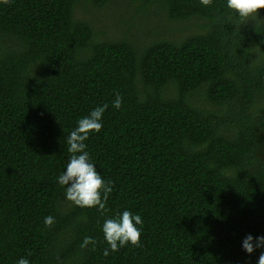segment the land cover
Wrapping results in <instances>:
<instances>
[{
    "label": "trees",
    "instance_id": "1",
    "mask_svg": "<svg viewBox=\"0 0 264 264\" xmlns=\"http://www.w3.org/2000/svg\"><path fill=\"white\" fill-rule=\"evenodd\" d=\"M115 3H136L138 18L156 6L189 32L142 41L154 31L136 35L127 19L113 38L75 17ZM105 104L85 142L112 182L102 214L67 201L58 177L66 137ZM261 156L264 21L240 25L227 0L0 3V264H258L264 248L242 244L264 236ZM126 210L142 217V247L113 252L102 226Z\"/></svg>",
    "mask_w": 264,
    "mask_h": 264
},
{
    "label": "clouds",
    "instance_id": "2",
    "mask_svg": "<svg viewBox=\"0 0 264 264\" xmlns=\"http://www.w3.org/2000/svg\"><path fill=\"white\" fill-rule=\"evenodd\" d=\"M0 3L12 6L14 0H0ZM204 7L213 5V0H200ZM227 8L232 10L238 17L240 25L247 21L262 22L259 10L264 9V0H227ZM108 105L96 107L89 115L80 118L77 126L66 137L68 152L70 157L66 170L59 175L58 183L65 188V198L77 207L92 209L95 208L102 214L107 211L106 204L109 195L112 193V182L105 180L96 166L91 162V157L85 143L93 133H99L103 129L102 117ZM113 107H122V96L117 93ZM44 224L51 228L55 224L53 216L45 217ZM143 225L142 217L134 215L130 211H123L115 218L106 219L102 226L104 239L113 252L129 244L133 247H142L141 228ZM97 241L92 237H84L80 247L87 248L92 245L95 251ZM243 249L251 254L257 248H264V236L256 237L247 235L243 240ZM31 255V253H29ZM104 256L109 255L106 248ZM16 264H29L26 258H20ZM258 264H264V252H261Z\"/></svg>",
    "mask_w": 264,
    "mask_h": 264
},
{
    "label": "rangeland",
    "instance_id": "3",
    "mask_svg": "<svg viewBox=\"0 0 264 264\" xmlns=\"http://www.w3.org/2000/svg\"><path fill=\"white\" fill-rule=\"evenodd\" d=\"M121 1L127 2L129 0ZM119 5L120 3L111 4L102 10H96L89 5H77L75 17L90 21L97 32L102 31L107 37L113 38L123 37L124 31L130 29L127 19L135 21L133 33L136 35L142 36L149 30L154 31L143 36L141 38L142 41L151 39L153 35L177 40L189 32L181 30L184 25L171 22L164 13L159 14L156 6H151V8L143 11L138 18L139 15H136V3L128 7ZM259 13L262 20L264 18V9L259 10ZM260 159H264V156H261Z\"/></svg>",
    "mask_w": 264,
    "mask_h": 264
}]
</instances>
